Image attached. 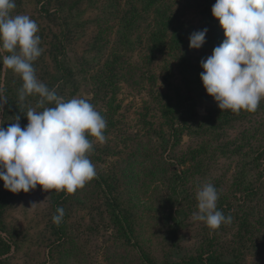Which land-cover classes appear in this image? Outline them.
I'll return each instance as SVG.
<instances>
[{
    "label": "rangeland",
    "instance_id": "obj_1",
    "mask_svg": "<svg viewBox=\"0 0 264 264\" xmlns=\"http://www.w3.org/2000/svg\"><path fill=\"white\" fill-rule=\"evenodd\" d=\"M103 2L81 5L84 36L72 23L68 28L62 17L67 10L55 11V0H21L13 10L39 26L43 52L33 62L38 79L65 100L90 97L106 115L107 132L104 144L89 136L93 151L88 156L97 174L74 193L64 191L57 206L65 210L59 225L52 216L62 191L37 185L13 193L0 180V240L9 247L0 264H141L142 249L155 264H184L199 253L264 264V155L256 159L264 146V98L255 112L221 111L199 75L201 59L225 39L211 12L216 0H167L174 18L161 40L150 37L154 14L141 10L137 41L121 38L126 50L115 60L108 56L120 50L116 32L128 3L119 0L118 13L107 15ZM205 28L204 44L189 48L190 34ZM68 29L73 34L65 33L59 47L52 35ZM107 58L114 70L101 72ZM0 83L7 97L0 127L19 116L23 128L24 112L39 97L19 101L22 80L11 69L5 72L2 61ZM160 94L165 99L156 100ZM100 174L113 177L112 193ZM207 182L219 193L218 210L232 216L216 230L192 219L196 190ZM108 194L126 209L133 235L123 233Z\"/></svg>",
    "mask_w": 264,
    "mask_h": 264
},
{
    "label": "clouds",
    "instance_id": "obj_2",
    "mask_svg": "<svg viewBox=\"0 0 264 264\" xmlns=\"http://www.w3.org/2000/svg\"><path fill=\"white\" fill-rule=\"evenodd\" d=\"M15 8V0H0V52L8 53L2 64L5 72L11 69L22 80L19 101L39 99L24 112L26 126L22 128L16 116L8 127H0V180L13 193L40 185L43 190L72 194L97 174L88 156L93 151L89 136L104 144L106 120L90 97L65 100L38 79L33 62L43 52L39 26L29 15H14ZM211 12L225 39L200 61L203 87L221 111L255 112L264 98V0H216ZM206 32V28L192 32L189 48H200ZM6 101L0 83V112ZM195 199L194 221L212 230L232 222L231 215L218 210L219 193L211 182L198 186ZM64 215V208L57 207L52 222L59 225Z\"/></svg>",
    "mask_w": 264,
    "mask_h": 264
},
{
    "label": "trees",
    "instance_id": "obj_3",
    "mask_svg": "<svg viewBox=\"0 0 264 264\" xmlns=\"http://www.w3.org/2000/svg\"><path fill=\"white\" fill-rule=\"evenodd\" d=\"M39 1H43V0H38V2ZM55 1L58 4V8L55 11H59L62 9H63V11L65 9L67 10L66 15H64L62 17H64L65 22L68 24V28H71V23H72V25H74L73 27L76 28V33L80 36H84L85 34L81 35V32L79 31V27L82 26L83 24H85V22L87 20L83 19V16L81 15L83 12L79 9L85 1H90V0H55ZM46 2H50V0H46ZM15 3L20 4L21 0H15ZM127 3H128V5L126 4L127 8L125 6V8L121 11L122 14L119 18L120 26L118 27V30L116 32V34L119 37V41H120L119 42L120 43L119 44L120 50L118 49L114 53H111L108 56V58L114 57V60L122 55L121 49L123 51L126 50L125 46L122 45V43H121V38H122L124 43L126 42L128 44L131 43L132 40L137 41V35L135 34V31H136L137 26H138L137 20L139 17L142 16L141 10L151 11L154 14V24H153V29L150 32V37L152 34L154 36L155 40H157V39L161 40L162 39V37L165 33V30H166V27L168 25L172 24L173 18H174V14L171 12V10H168L169 6H167V0H127ZM103 7H104V9H106L107 15H114V14L118 13V11H119V7H120L119 0H105V2H103ZM77 11H78V13H77ZM102 12L104 13L103 10H102ZM13 13H14V11H13ZM51 14H53V13L50 11L47 13L48 16H50ZM67 32L70 35L73 34V32H71V30L68 29V31H65V30L61 31L60 30L58 34L52 35V37H53L52 39L55 41V43H58L57 45L59 47L63 46V44H62L63 38H64V40H67V35H65V33H67ZM94 37H98V35L96 34ZM57 38H58V41H57ZM93 45H94V43H93ZM93 48H95V47H93ZM2 54H3V52H0V55H2ZM108 58L104 62L101 72L107 70L108 67H111L114 70V68L109 65L110 61L108 60ZM53 60H54V63L56 64V69L61 70L59 64L57 63V55L53 56ZM1 61H2V59L0 56V68H1ZM125 63H126V65L128 64L127 62H125ZM115 68L117 69V67H115ZM162 98L165 99V95L160 94V95H158V97L156 96V100H162ZM164 113H165V111L164 112L162 111V114H164ZM101 115L104 117V119H106V115L104 116L103 113H101ZM106 132H107V130L105 129L104 134ZM93 138L94 137H90L91 140H93ZM256 154H257L256 159H258L262 155H264V146L261 149H257ZM154 159H156V158L154 157ZM98 177L100 178V180L102 182L105 183L108 193H112V190L109 189L108 186H112V183L114 182L113 177L110 176L109 178H106V176H105V178H104L103 175H101V174ZM63 193H64V191H62L61 193H58V195L56 197L55 209H57V206L59 205L58 203L60 202V197L63 196L62 195ZM108 197H109V203H108L109 206L112 207V209L114 210V212L116 213V215L120 219V224L122 225L121 228L124 231V232L123 231L122 232L126 234L127 231H130V233H132V235H133V229H131V224L128 222L129 217L127 216L126 209H124L123 206H121V203L117 197H115L113 195L110 196V194H108ZM8 249H9L8 245L6 243L2 242V240H0V255H2ZM140 251H141L140 256L142 258L141 264H155L147 252L143 251V249ZM167 264H172V262H168ZM184 264H239V262H237V261L229 262V261L223 259L222 256H215V254H209V255L207 254V256H204V254L199 253L198 255L190 256L186 260V263H184Z\"/></svg>",
    "mask_w": 264,
    "mask_h": 264
}]
</instances>
